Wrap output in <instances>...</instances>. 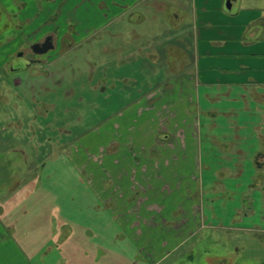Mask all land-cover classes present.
<instances>
[{
  "label": "rangeland",
  "instance_id": "1",
  "mask_svg": "<svg viewBox=\"0 0 264 264\" xmlns=\"http://www.w3.org/2000/svg\"><path fill=\"white\" fill-rule=\"evenodd\" d=\"M107 1L0 0V245L37 249L40 253L32 256L31 264H65L72 249L63 247L64 236L72 233L74 245L84 230H97L100 219L111 231L102 235L108 240L104 245L132 249L125 240L115 243V226L107 216L89 213L94 202L85 185L76 182L78 156L74 173L70 156L74 150L96 155L105 125L136 98L135 72L143 67L164 81L167 53L174 50L166 51L157 41L163 52L154 63L141 57L118 60L120 37L128 36L130 29L120 20L106 26L109 16L102 6ZM172 2L183 7L181 17L189 27L185 33L193 34L194 17L189 21L188 14L194 0ZM173 18L165 14L171 24ZM144 24L137 34L143 26L150 27ZM162 32L166 38V30ZM47 35L53 37L55 51L38 57L43 64L23 71L28 58L34 59L29 46ZM148 44L145 41L144 47ZM213 73L223 95L213 104L203 101L196 120L204 163L196 190L203 189L205 221L175 253V264H264V178L253 160L264 146V95L247 93L248 81L233 79L239 84L232 87L218 71ZM228 88L232 93L227 94ZM161 114L163 121L174 116L167 109ZM181 225L175 222L176 228Z\"/></svg>",
  "mask_w": 264,
  "mask_h": 264
},
{
  "label": "crops",
  "instance_id": "2",
  "mask_svg": "<svg viewBox=\"0 0 264 264\" xmlns=\"http://www.w3.org/2000/svg\"><path fill=\"white\" fill-rule=\"evenodd\" d=\"M105 3L102 12L107 11L109 16L106 26L120 20L130 29L128 36L120 37L118 60L125 63L141 57L146 63H154L156 58L161 59L163 49L159 47L174 51H169L168 57L164 55V81L159 82L157 73L143 67L135 72L136 98L105 125L103 146L96 155L74 150L70 156L73 173L74 157L78 156L76 182L85 185L93 199L89 213L107 216L115 226V243L125 240L132 249L104 245L108 240L102 235L111 231L108 222L98 217L100 227L84 230L74 245L72 233L64 236L63 247L72 249L67 255L72 258L65 264H175V253L205 221L203 189L196 190L204 166L198 148L200 123L196 120L201 117L203 101L213 104L223 95L216 89L219 84L213 81L217 77L213 72L228 80L225 85L233 87L239 84L233 79L239 78L249 82L251 88L244 89L247 93L264 95V0H194L192 13H186L189 21L194 17L193 34L185 33L189 27L181 17L183 7L170 0ZM116 11L121 13L119 17ZM165 14L174 15L173 24ZM146 22L150 27L143 26L137 34ZM163 30L166 38L162 37ZM106 46L110 51V43ZM228 89L227 94L232 91ZM162 109L172 112L173 118L163 121ZM1 217L9 218L8 214ZM176 221L182 223L180 228L175 227ZM13 246L0 245V264H31L32 256L40 253L25 244V249ZM132 251L135 256L130 259L127 255Z\"/></svg>",
  "mask_w": 264,
  "mask_h": 264
},
{
  "label": "flooded vegetation",
  "instance_id": "3",
  "mask_svg": "<svg viewBox=\"0 0 264 264\" xmlns=\"http://www.w3.org/2000/svg\"><path fill=\"white\" fill-rule=\"evenodd\" d=\"M29 49L34 56V59L31 57L28 58L27 64L25 68H22L23 71H30L31 66L35 64H43V60L38 57H43V56H48L50 53L55 51L56 49V44L52 36L47 35L43 41H38L36 43H33L31 46H29ZM22 57L24 56L23 53H21ZM14 70V69H12ZM43 74V73H42ZM45 77H47L46 74H44ZM264 143V137L261 139ZM254 160V166L256 167L257 173L260 175L262 173V176L264 178V146L263 150H259L255 157L253 158Z\"/></svg>",
  "mask_w": 264,
  "mask_h": 264
},
{
  "label": "water",
  "instance_id": "4",
  "mask_svg": "<svg viewBox=\"0 0 264 264\" xmlns=\"http://www.w3.org/2000/svg\"><path fill=\"white\" fill-rule=\"evenodd\" d=\"M231 8V5H230V3H228V9H230Z\"/></svg>",
  "mask_w": 264,
  "mask_h": 264
}]
</instances>
